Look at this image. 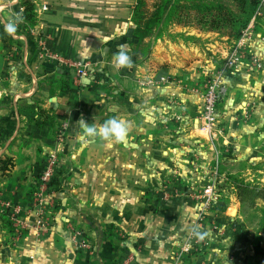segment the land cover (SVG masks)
I'll list each match as a JSON object with an SVG mask.
<instances>
[{
	"label": "crops",
	"instance_id": "1",
	"mask_svg": "<svg viewBox=\"0 0 264 264\" xmlns=\"http://www.w3.org/2000/svg\"><path fill=\"white\" fill-rule=\"evenodd\" d=\"M33 3V35L21 34L25 39L14 41L5 25L22 21L21 0H0V158L14 164L9 176L0 173V208H22L16 216L31 225L29 235L0 249V263L117 264L137 251L136 264H264L260 219L249 221L227 179L241 175L248 182L250 167L264 168V4L249 41L262 68L238 59L237 71L226 75L230 97L210 132L199 118L202 99L180 90L182 84L200 87L206 76L199 48L169 47L158 40L139 64L132 20L136 0ZM120 46L130 55L132 68H114ZM49 54L69 63L81 61L85 75L76 77L73 68ZM161 67L179 84L167 90L135 87L137 78L144 80L152 68ZM66 74L73 86L61 91L58 84ZM169 94L183 102L184 121L169 122L178 117L165 111ZM81 118L96 127L119 118L130 131L123 143L108 147L83 133ZM64 125L65 137L58 140ZM50 153L62 160L53 201L25 214ZM208 175L218 176L222 198L205 212L194 195L202 184L198 177ZM262 181L252 187H263ZM262 206L259 202L257 208ZM40 220L48 222L45 232L39 231ZM71 230L81 235L73 237ZM196 230L212 236L197 242ZM82 239L96 248L94 253L79 249ZM185 245L189 253L179 256Z\"/></svg>",
	"mask_w": 264,
	"mask_h": 264
},
{
	"label": "rangeland",
	"instance_id": "2",
	"mask_svg": "<svg viewBox=\"0 0 264 264\" xmlns=\"http://www.w3.org/2000/svg\"><path fill=\"white\" fill-rule=\"evenodd\" d=\"M30 1L33 2L34 0H30ZM162 1L163 0H136L135 6L140 3L141 12L144 14L146 18L150 16L151 14H153L154 12H156L157 9H159L160 3ZM258 13L255 15L257 16V18L259 17ZM34 14H35V17H37V6L35 5H34ZM255 16L252 17L248 27L245 30L241 31V35L239 38L232 37L229 31L225 29L220 30V31H206L202 29L200 26H197L196 24H190L188 26H183V25H174L173 23L167 24V20L166 22L163 21L158 27L154 28L153 30L154 32L150 38H147L143 40L142 42H138L137 49L135 52L137 56V61L139 64L144 63L145 60H147V58L151 54V48L153 47L155 42H157L158 40L165 41L168 46L170 44H173L174 46V44H179V43L185 44L189 47L197 46V48H199L198 51L203 56V65L207 69L205 71L206 76L204 75V77L201 79L202 83L200 87H198V84L192 85L191 87L182 84L180 86V90H182L181 91L183 92L182 94L186 92H191L193 95L196 94V96L198 95L202 99V95L204 93L206 85L210 83L211 81L218 79L217 82L219 84V87L223 89V101L218 107V113H217V121H219V114H220L221 108L223 104L226 101H228L230 97L231 88L227 83L226 75L227 76L232 75L234 74L233 72H236L238 69L237 64H235L234 67L230 65L229 59L231 57H234L235 59H240V58H244L243 56L245 54H252L250 50L251 43L250 44L248 43V45L246 44L245 46L242 45V43L245 40L247 35L251 33V36H252V34H254V31H255L254 28H252L250 31H248V29H249V26L252 24V21L254 20ZM35 21H36L35 24H37V18H35ZM256 21L257 19L255 20L253 24L254 27H255ZM193 22H196V20L194 19L191 20V23ZM9 23H15L17 25V28L19 29H17L16 32L19 33L20 35L27 34L28 32L27 23L28 22L24 21L23 18H22V21L16 18V20H13ZM206 34H210V36H208L207 39H205L203 36ZM159 36H161L162 38L157 39ZM205 41L209 42V44H212L213 47L211 45L206 46ZM206 48L208 49L206 50ZM222 49H224V52L221 51ZM198 51L196 50L197 53ZM204 66H199L198 69L205 70ZM164 69L165 67H161L159 70L152 68L151 71H149L148 73L150 75L149 77H145V78L143 77L144 80H141L142 78L140 79L137 78V80H135L134 85L137 84L135 85V87H137L138 89L140 88L144 90L152 89V88L154 89L160 88L163 90H167L169 89L168 87H171L170 85L179 84V82L176 81V79L169 78V75L166 74V71H164ZM247 69H248V72L252 71L251 68H247ZM163 78H165V81H162ZM185 97L186 96H183V98ZM243 102L244 103L240 102L242 106L243 104L247 103L246 100H244ZM165 103H166L165 111L169 113L168 115H171L174 113V115L178 116V117L170 118L169 122H173V121L179 122L181 120L184 121V118L186 117L185 109L182 106L183 102L180 101L177 95L169 94V96H165ZM176 110H178V113H176ZM199 118L203 119L202 115ZM58 135H60V133H58ZM64 137L65 136L63 135L61 139H63ZM213 138H215V140L218 141V137L216 135H213ZM57 139L61 140L59 139V136H57ZM183 142L186 143V141H183ZM217 148H218L217 145H215L216 150ZM52 156H55L56 161H57V164L55 166L56 174H55L54 179L49 183V185H47L46 187H42L41 178L48 166V162L52 160L50 159ZM61 167H62V160L59 154L50 153L46 157L45 162H43L41 173L37 177V182H36L37 190H35L32 194L33 196L31 199L32 200L31 207L33 208L29 207L27 204L28 209L22 210L25 214H32L36 206H40L41 209H43L53 201V196H54L53 189H54V185L56 184V181L58 180ZM238 168L240 169V167ZM238 168L236 167L237 170ZM257 170H262L264 172L263 167L261 168L260 167H256V168L250 167L249 168L251 175L246 178V179H249L248 183H251L253 185V184L261 183L260 180L262 179L264 180V173L259 174ZM0 173L2 174V177L9 176L8 173H2V172ZM237 176H241V175H237ZM198 178L200 179V181L198 182H202V184L199 185L200 187L202 186V188L199 187V189L197 190L198 193L194 195V199L198 203L202 201V198L196 199V197L201 196L203 191L208 186H211L213 182H216V186L218 190L220 191L221 185H219L218 176L215 177V176L208 175L207 177L199 176ZM262 184H264L263 181H262ZM220 197L222 198L221 191H220ZM21 209L22 208L20 207H15V209L12 212L11 210L7 211L3 207L0 208V249L4 246L12 247L13 245L16 244L17 241L22 239L25 235H29L30 233L29 230H30L31 225H29L28 222H25L20 217L18 219V217L16 216V215L18 216L20 215L19 213H21L20 212ZM258 209H261V208L258 207ZM243 211L247 212V214L249 215V221L251 223L253 222V220L260 217L259 215L260 211H258L255 207H253L252 204L248 202L243 206ZM40 221L42 222H39L37 224V226H39V231L45 232L47 230L48 222L46 220H40ZM0 256H1V252H0Z\"/></svg>",
	"mask_w": 264,
	"mask_h": 264
},
{
	"label": "trees",
	"instance_id": "3",
	"mask_svg": "<svg viewBox=\"0 0 264 264\" xmlns=\"http://www.w3.org/2000/svg\"><path fill=\"white\" fill-rule=\"evenodd\" d=\"M263 0H163L156 12L146 17L141 12L140 3L133 9L134 36L142 42L150 38L154 28L163 21L174 25L188 26L196 24L206 31L228 30L234 38H239L241 31L245 30L252 17L261 9ZM23 8L22 18L27 21L28 29L35 26L34 3L30 0H21ZM167 14V15H165ZM196 22L191 23V20ZM19 29V28H17ZM159 36L157 39H161ZM59 81L58 89L67 91L73 86V81L68 77ZM13 160L6 157L0 158V172L6 173L13 168ZM228 183L237 190L238 197L243 206L248 202L260 211L258 226L264 230V206L257 208L259 202L264 205V186L252 187L241 176L230 175Z\"/></svg>",
	"mask_w": 264,
	"mask_h": 264
},
{
	"label": "built area",
	"instance_id": "4",
	"mask_svg": "<svg viewBox=\"0 0 264 264\" xmlns=\"http://www.w3.org/2000/svg\"><path fill=\"white\" fill-rule=\"evenodd\" d=\"M264 3V0H263ZM23 12V8H21ZM46 10V8H44ZM259 15V13H258ZM257 19V16L254 17V20L252 21V24L249 26L248 31H250L252 28H254V22ZM33 35L31 29H28L27 35ZM253 36V34H252ZM251 33L246 36L245 40L243 41L242 45H248L249 41L252 38ZM26 35H20L19 33H15L12 38L14 41H21L24 40ZM39 45L41 47L45 46V43L43 40L39 41ZM45 48V47H44ZM49 56L60 63L64 64V66L71 67L74 69V72L76 73V77H82L85 75V69L87 68L81 61H76V62H71L69 63L66 58H64L61 55H53L49 54ZM246 58L249 63L257 68L261 69L262 68V63L261 61L254 55L252 54H245L243 56ZM238 59H235L234 57H231L229 59L230 65L234 67L235 64H237ZM218 79L211 81L208 83L205 87L204 93L202 95V118L205 121L206 127L209 129L210 132L213 131V129L216 127L218 121H217V113H218V107L220 106L221 102L223 101V89L219 87V84L217 82ZM162 81H165V78L162 79ZM67 130V125H64L60 128V135L59 139H61L64 135V133ZM53 157V158H52ZM49 162L48 166L41 178V184L42 187H46L49 185V183L54 179L55 177V166L57 164L55 156H52ZM202 198V201L200 204L202 205V210L203 211H208L211 209H214L217 205L220 204L221 202V197H220V191L218 190L216 186V182H213L211 186H208L201 196H197L196 199ZM218 230L217 228H215ZM73 237H77L81 235L79 231L71 230ZM78 247L82 251H88L90 253H94L96 248L91 246L85 239H82L80 242H77ZM190 246L185 245L182 247L180 250V255L182 254H187L189 253ZM137 251L136 252H129L121 261H119L117 264H136L137 261Z\"/></svg>",
	"mask_w": 264,
	"mask_h": 264
},
{
	"label": "clouds",
	"instance_id": "5",
	"mask_svg": "<svg viewBox=\"0 0 264 264\" xmlns=\"http://www.w3.org/2000/svg\"><path fill=\"white\" fill-rule=\"evenodd\" d=\"M17 31V25L15 23H7L5 25V33L9 36H13ZM112 64L115 69L132 68L133 62L130 55L124 50V46H120L117 54L113 56ZM78 126L83 130V133L88 137H98L101 141L106 142V146L111 147L116 143H123L128 134L129 127L125 121L119 118H110L106 120L99 127L94 124L89 125L83 118L78 122ZM197 242H203L212 236L211 231L196 230L193 233Z\"/></svg>",
	"mask_w": 264,
	"mask_h": 264
}]
</instances>
